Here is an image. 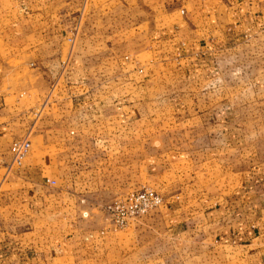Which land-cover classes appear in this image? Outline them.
I'll use <instances>...</instances> for the list:
<instances>
[{
  "label": "crops",
  "instance_id": "obj_1",
  "mask_svg": "<svg viewBox=\"0 0 264 264\" xmlns=\"http://www.w3.org/2000/svg\"><path fill=\"white\" fill-rule=\"evenodd\" d=\"M132 1L135 4L129 8L135 19L129 27L138 32L142 29L145 42L132 43L127 52L110 58L108 63L104 52L96 58L88 50L84 55L76 53L81 47L76 24L71 21L66 28L64 22L66 13L76 12L75 0H11L13 15L4 32L23 51L20 57H24L22 65L27 73L39 81L47 71L46 77L51 69L57 73V68L63 66L60 87L42 98L50 109L49 120L44 121L45 115L33 126L42 135L44 130L50 131L51 141L42 144L60 146L62 150L76 146H72L74 152L51 157L56 171L50 175L43 176L44 160L40 158L34 164L24 159L20 169L6 175L8 192L3 194L9 201L0 200V209L10 208L12 213L18 205L24 211L40 214L42 223H62L68 230L48 235L38 230L0 232V264H51L60 259L73 260L82 253L87 263L97 253L101 257V247L106 245L104 233L117 231L101 233L106 226L101 211L93 217L99 233L87 225L88 221L79 232L75 220L83 210L91 214L100 207L87 202L77 205L73 214L61 212L70 207L73 194L90 193V186L49 185L46 179L57 180L60 164L65 161L67 177L89 179L91 167L97 163L106 171L109 158L117 163L115 172L122 179L128 174L133 176L131 188L148 186L161 195L158 207L130 219L121 229H134L144 218L145 224L152 226L149 220L153 214L164 249L147 252L146 264H174L172 257L179 258L176 264H264V159L249 164L253 151L249 141H230L227 137L229 93L218 83L235 65L230 54L235 57L237 50L245 49L250 39L264 31V0ZM118 27L123 28L119 21L116 33ZM71 35L72 45L67 41ZM65 43L68 52L61 60ZM64 59L66 64H62ZM111 63L107 71L106 65ZM5 76L6 69L0 68V79ZM55 85L51 84V92ZM60 113L70 117L68 126L75 129L82 125L120 128L163 114L172 119L170 123L190 131L194 127L215 138L180 141L179 145L186 147L153 150L140 158L135 151L138 141H60ZM5 117L7 125L0 124V130L15 123L13 112L3 114ZM95 142L98 151H105L104 156L75 152L77 145L93 146ZM129 146H136L133 153L127 150ZM123 151L130 152L125 159ZM204 172L205 176L209 172L206 184ZM114 238L119 245L118 235ZM98 247L100 250L94 251ZM138 252L130 246L125 256L133 264L139 260Z\"/></svg>",
  "mask_w": 264,
  "mask_h": 264
},
{
  "label": "rangeland",
  "instance_id": "obj_2",
  "mask_svg": "<svg viewBox=\"0 0 264 264\" xmlns=\"http://www.w3.org/2000/svg\"><path fill=\"white\" fill-rule=\"evenodd\" d=\"M134 4L132 0H75L74 8L76 12L66 13L64 22L66 23V28L71 21V23L75 22L76 24L81 45L80 52L76 51V53L84 55V51L88 50L90 55L96 58L104 52L108 63H110V58L112 60L121 53L127 52L125 49H128L132 43L145 42L146 35L140 33L142 29L139 32V29H130V22L135 18L132 17V9L129 6H134ZM12 15L11 0H0V63H2L0 68L6 69V76L0 79V108H3L2 113H0V124L6 122V117L3 118V114L5 113L13 112L15 119V123L11 124L10 128H8V125L4 130H0V194L2 193L0 200L3 202L9 201L8 195L3 194L8 192V185L4 181L6 177V175L4 176L6 172L4 166L9 163L8 145L12 139L21 137L29 139L30 150L25 158L26 160L28 159L26 163L33 162L34 164L37 158L44 160L42 163L43 176L50 175L52 171H56V167L54 168L50 160L54 154H67L69 150L74 152L72 146H76L70 145L68 146V150H62L60 146L59 148H54V146L42 144V141H51L50 131L44 130V134L42 135L34 126L43 121V118H45L50 109L44 105L36 121H33L30 112L43 104L42 98L44 99L47 94H53L60 87L63 66L57 68V73H54V69H51V74H48L46 77L47 71L46 74L44 73L43 79L39 81L33 79L27 73V68L22 65L24 57H20V55H22L23 51H20L16 44L13 45L11 42L12 38H10L11 35L4 32V27ZM118 21L124 29L118 27L119 31L116 33L115 25H117ZM65 45L61 60L64 57L66 59L68 52L66 49L69 45L67 43ZM244 48L237 50L235 57L232 56V53L230 54V57L235 59V65L230 66V74L226 71L224 79L218 81V83L220 87H223L229 93L227 95L229 98H226L230 101V129L228 130L227 137L230 141H249L251 150L253 149L249 164L253 165L258 163L259 160L264 159V31L254 37V39H250ZM112 65V63L106 65L107 71L111 70ZM51 84H56L52 87V92L50 88ZM38 94L41 96L37 97ZM60 114V127L63 128L58 133L60 141H138V147L135 151L139 154L140 158L153 150L166 151L168 149L186 147L180 146V141H212L215 138H212L210 134L207 135V132L195 130L194 127L190 131L189 129H184L178 123H170L169 121H172V119L163 114L151 116L148 120H141L134 124L123 125L120 128L110 127L108 129L86 128L83 125L79 129L71 128V126H68L70 117L68 118L67 115ZM49 115L46 116L44 121L48 122ZM32 122H35L33 127H31ZM66 126L69 129H66ZM96 143H92L93 146L79 144L75 152L83 153V156L87 155L97 158L99 155L104 156L105 151H98L99 145ZM129 149L133 153V149H136V146H129L127 150ZM126 153L130 152L123 151L124 159L128 156ZM109 160L110 162L107 163L106 171L102 170L100 168L102 165L99 167L97 163L95 164L96 166H92L93 171L89 179H71L67 177V172L64 170L66 168L63 167V165L67 166V162L65 161L60 164V175L58 174L57 180L53 179L54 185L58 184L65 187L85 183V185H89L91 188L90 193L73 194L69 209L67 207L63 208L61 211L62 215L73 214L75 207L81 203L86 205L89 202L93 206L101 207L103 204L121 197L125 194L124 192L136 189L131 188L132 184H130L134 181L133 176L131 177L128 174L122 179L120 173L116 174L115 172L114 167L117 163L114 162L113 158H109ZM17 169H11L9 173ZM63 170L64 172H62ZM206 174L207 176H205L204 172V184H206L207 179L209 180V172H206ZM36 179L38 180V177ZM122 184L124 185L123 188ZM14 201L16 202V200ZM17 206L13 209L12 213L10 208L0 209V232L18 233L38 230L43 235H48L56 232H67L68 230L62 223H57L58 226L49 225L44 220L42 223L40 222V214L37 215L28 210L24 211ZM100 211L101 209L98 208L97 211L93 210L91 214L88 213L86 217H82L81 214L76 217V228L79 232L86 227L84 223L88 221L90 224L87 225L94 232L98 229L97 233H99L100 227L98 228L95 224L93 217L98 216V212ZM43 218L50 221L47 216ZM150 218L152 219L149 220L153 224L152 226L145 224L144 218L142 221L137 222L134 229L130 227L127 230H120L113 234L104 233L106 235V245L103 243L104 245L100 246L102 251L101 257L97 253L89 263L86 262L85 256L82 253L78 254L73 260L72 258L60 259L51 264H132L131 259L125 256L130 246L137 248L139 251V260L133 264H146L149 256L147 254H150L147 252L154 250L155 253H158L164 249L162 236L157 222L153 219V214ZM109 235H112V237ZM117 235L119 237L118 240H120L119 245L116 242V238H114ZM108 238H111V240H107ZM116 245H118L117 249H119V252L116 251ZM100 247L94 251L100 250ZM120 250L122 253H120ZM121 254L123 256L120 257ZM178 261L179 258L173 259L172 257L174 264Z\"/></svg>",
  "mask_w": 264,
  "mask_h": 264
},
{
  "label": "built area",
  "instance_id": "obj_3",
  "mask_svg": "<svg viewBox=\"0 0 264 264\" xmlns=\"http://www.w3.org/2000/svg\"><path fill=\"white\" fill-rule=\"evenodd\" d=\"M74 35L67 38V41L72 45ZM62 64H66L63 61ZM44 104L37 109L30 112L33 121H36ZM35 124L32 122L31 127ZM30 150V141L26 137L11 140L8 145L9 163L4 166L5 175L9 173L11 169H17L21 167L24 159L27 157ZM46 183L54 185L53 179H46ZM161 196L149 187H140L138 189L129 191L121 197L115 198L109 203L103 204L100 209L105 220V228L101 230V233L106 230L118 231L123 229L130 219L139 217L147 212L155 209L161 203ZM88 212L83 210L81 212L82 217H86Z\"/></svg>",
  "mask_w": 264,
  "mask_h": 264
}]
</instances>
